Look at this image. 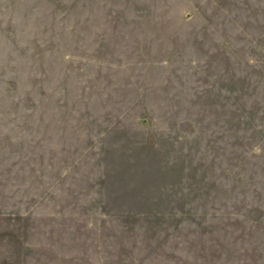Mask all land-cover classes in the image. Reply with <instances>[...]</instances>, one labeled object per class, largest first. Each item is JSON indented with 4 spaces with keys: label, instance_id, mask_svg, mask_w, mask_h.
I'll return each instance as SVG.
<instances>
[{
    "label": "rangeland",
    "instance_id": "1",
    "mask_svg": "<svg viewBox=\"0 0 264 264\" xmlns=\"http://www.w3.org/2000/svg\"><path fill=\"white\" fill-rule=\"evenodd\" d=\"M0 264H264V0H0Z\"/></svg>",
    "mask_w": 264,
    "mask_h": 264
}]
</instances>
